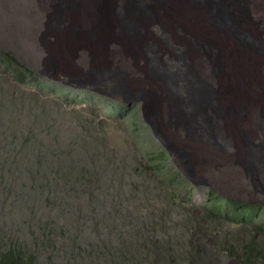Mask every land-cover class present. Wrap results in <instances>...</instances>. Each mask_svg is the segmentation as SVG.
<instances>
[{
	"label": "rangeland",
	"instance_id": "374dc122",
	"mask_svg": "<svg viewBox=\"0 0 264 264\" xmlns=\"http://www.w3.org/2000/svg\"><path fill=\"white\" fill-rule=\"evenodd\" d=\"M198 1L202 3L203 25L185 16L176 19L173 10L174 21L188 23L193 38L199 36L210 43L203 47L211 57H220L212 42L224 28L230 33L231 17H250L264 32V14L252 13L253 0L238 5L233 0ZM72 2L0 0V57L13 58L30 73L45 77L44 85H49L42 89L23 86L0 62V252L34 258L36 264H264V162H254V158L246 163L239 158L243 146L247 151L252 146L264 148L260 112L264 111V74L254 80L262 85L256 90L247 82V75L231 77L229 71L205 58L196 67L192 65L194 80L210 97L218 92L225 111L229 110L241 130L239 133L232 121L218 120L209 109L212 129L208 140L214 149L207 146L210 155L192 161L186 145L195 142L173 125L169 127L168 107L166 113L160 112L158 101L167 100L163 88L147 83L146 63L138 58V52L144 50L148 56L155 52L162 57L167 53L180 56L181 49L171 42L170 32L150 27L151 35L143 40L137 30L126 29L127 42L136 47L128 54L116 38L121 27L125 29L124 22L136 20L134 1L79 0L81 18L88 15L91 24L89 39L99 48H93L91 56L80 36L72 34ZM103 17L109 28H105ZM240 35L258 45L249 34ZM137 40L138 44L131 42ZM247 102L248 112L255 113L243 125ZM212 103L215 106V101ZM120 105L127 109L123 115L115 110ZM159 120L166 123L164 134H170L183 150L184 161L190 166L181 160L187 174L156 137L154 128ZM85 125L95 128L96 136L104 133L108 148L122 160L137 147L143 158L142 175L125 176V194L102 195L93 206L86 198L70 199L76 215L62 218L56 199L42 195L40 186L46 179L67 183L61 181V172L55 175L50 169L60 168L62 161L70 164L66 153L78 135L87 136ZM162 151L169 154V161L159 160ZM201 158L206 162L200 163ZM174 168L188 180L186 187L192 192L183 184L173 186ZM212 194L224 199L216 213L205 210L213 204ZM115 205L118 216L110 214ZM242 206L253 210L247 223L243 208L238 209ZM87 216L93 218L84 219ZM84 223V228L79 226Z\"/></svg>",
	"mask_w": 264,
	"mask_h": 264
},
{
	"label": "bare ground",
	"instance_id": "6f19581e",
	"mask_svg": "<svg viewBox=\"0 0 264 264\" xmlns=\"http://www.w3.org/2000/svg\"><path fill=\"white\" fill-rule=\"evenodd\" d=\"M133 1L136 7V11L134 13L135 15L134 17H136V20H131L130 23L128 21L124 22L125 29L121 27V29L119 30L120 36H117L116 41L119 44V46H121V49H123L126 53L128 52L130 53V49L132 48L133 50L136 47L131 46L130 45L131 43H128L129 42V40L127 39L128 32L126 31V29H128L129 31L137 30V33H140L139 34V36H141L140 38L141 39L144 38L143 40H145L147 36L151 35V32L149 31L151 30L149 29L150 27H156L162 30L164 29L165 31L167 29L170 32L171 36L169 37L171 42L174 44L176 48L181 49L180 56L177 57L175 54L167 53V55H164L165 57H162L160 56L161 55L160 53L159 55L156 52L153 55L148 56L145 53L146 50H144L138 52L139 53L138 58H141L146 63L145 72L147 73L148 78H150L147 80V83L149 85H153V87L155 86L156 88L158 87L163 88L165 97L167 98L168 102L166 99L161 100L159 98L158 101L160 106V112L166 113L168 107L169 116H170V120L168 123L169 127L173 125L177 132L183 131L186 137L191 142H195V143L190 142L191 145L189 146L186 145L187 149L190 152L188 157H193L191 158V160L194 161V159L197 160L198 156H201L203 158L206 157L207 155L209 156L210 155L209 151H205L207 150V146H209V148L214 149L211 142L208 140L210 137L209 129H212L211 126L209 125L211 118L209 117V115H207L209 114L208 113L209 109L213 111L215 117L218 118V120L224 119L229 124L232 121L235 124V127L237 128L239 133L241 130H240V125L235 121L231 120V115H229V110L225 111L224 105L222 103V100L218 92L215 91L214 93L216 94V96L212 95L213 97L212 96L210 97L211 93L207 95L208 92L203 90V87L200 86V84L194 80L192 71L193 70L195 71V68H193L192 65H195L196 67L205 58L209 60L211 64L219 65L220 68L229 71L231 77H235L236 75H240V76L247 75L248 77L247 82L251 84V87H255L254 89L257 90L261 88L262 85L255 84L254 80L257 81V79L261 78V76L259 75L264 74V49L260 46V44L264 45V32L260 31L257 28L254 21L252 19H249L250 17L243 18L242 20H235L236 18L233 20V18L231 17L230 33L228 30L224 28L223 32L219 34L218 38L212 42L215 51L220 54V57L218 56L219 58H215L214 56L213 58L208 53L209 51L207 50V48L203 47L204 45L205 46L207 45L209 47L210 43H207V41L204 42V40L201 39V37L199 36L193 38L190 34L191 30L188 23L180 22L177 20L174 21L173 12H175L176 14V19L180 20L182 17L185 16L187 18L195 19L196 24L198 26L203 25L204 18L202 17L201 14V10H202L201 2H199L198 0H133ZM233 1L236 2L238 5L242 0H233ZM78 3L79 0H73L69 10L73 22L72 34L80 36L79 40H81L82 44L86 48L85 50H87V52H89L90 55L92 56V53L94 52L93 48H95L96 51H99V48L97 50L96 47H93L92 41L89 39L90 38L89 33H91V28H90L91 24L89 22L88 15L87 16L83 15V19L81 18L82 14L78 12L79 9L77 8ZM155 7H157L158 12L151 14L152 13L151 10H154ZM252 8H253L252 13L255 16L258 14L260 15L264 14V0H253ZM219 9H221L220 5H219ZM103 18H105V22H104L105 28H109L108 19L106 17ZM234 31L238 33L237 37H234ZM244 33L249 34L250 38H252L253 41H255L258 45L253 46L254 44L251 45L248 40H245L240 35ZM138 41L139 40L131 41V42L133 44H138ZM203 42L206 44H204ZM101 49H103V47ZM149 62H151V64ZM252 63L254 64V66L252 67V69H249V65H251ZM149 68L150 69L153 68V70H151L150 72ZM245 70H247L248 73H246ZM252 77H254V79H252ZM133 85H139V84L134 83ZM154 89L155 88H153V90ZM241 97H243V95ZM212 101L213 102L215 101L216 103L215 106H213L214 104L212 103ZM249 102L252 103V99H249ZM249 102H247V105L244 106V108L248 107V104H250ZM244 108H242V110ZM238 109L240 112L241 108ZM260 112L262 117L264 118L263 109H261ZM242 113L245 115V118L241 117L242 119L241 121L242 124L245 125L247 120L249 122L250 118H252V116L254 115L253 113H255V110L252 113L250 111L248 112V108H247L244 109ZM157 126L158 127L154 128L156 137L161 141V143L170 153L174 163L178 166V168L181 169V171L184 174H187L182 167L183 162L185 163L186 166H189V164L184 161L183 150L181 149V147L177 146V144L172 140L170 134L169 135L164 134V132L167 129L166 123L164 124L163 122L160 121L158 122ZM259 127H261L260 124ZM193 144L195 145V147H193ZM196 150L199 151L197 152ZM246 157L248 159H246ZM203 158H201L202 161L200 159H199L200 161L199 160L198 161L200 163L204 161L205 163L206 161ZM239 158L245 159L243 161L246 163L249 161V159L251 162L252 159L254 158H256L254 162H260L259 160L264 162V148L260 146H252V149L247 151L243 146V152L242 155L239 156Z\"/></svg>",
	"mask_w": 264,
	"mask_h": 264
},
{
	"label": "trees",
	"instance_id": "16d2710c",
	"mask_svg": "<svg viewBox=\"0 0 264 264\" xmlns=\"http://www.w3.org/2000/svg\"><path fill=\"white\" fill-rule=\"evenodd\" d=\"M0 62L6 67V69L13 72L14 78L19 83L24 84L23 86H30L37 89L49 86L44 85L46 82L45 77L40 74L30 73L29 70L18 64L13 58L0 57ZM115 110L119 115H123L127 111L126 106L121 105L119 107H115ZM85 130L87 136L82 137L78 135L77 139L72 140L71 150L66 153V156H68L71 160L70 164L62 161L63 165H61L60 168L57 167L50 169V172L55 175L61 172L63 177L60 178L61 181H67V183H52L50 179L49 181L46 179L40 186L43 190L42 195L46 194L49 197L56 199V206L60 208L59 217L62 218L75 217L76 215L73 210H71L72 204L70 203V199L79 198L81 201L86 198L85 202H87L88 205H92L94 201H98L102 195L106 194V196L108 195L113 197L116 194H125V191H123V186H127L126 183H124L125 176L126 179H129L134 178L135 175H142L141 167L144 165L143 158L140 156L137 147L130 150L128 155L122 160L118 153L112 151L110 147L108 148V140H106L104 133H102L101 136H96L94 134V130L96 129H93L90 125H85ZM58 143L60 145L59 141ZM152 159L153 158L151 157L150 160ZM159 160L162 162L167 160L169 161V154L162 151L159 155ZM122 168H125L126 170H122ZM174 169L172 180L173 186L183 184L186 187V185H188V180L179 172L177 168ZM152 170L158 173V170L155 168ZM22 187L27 188L28 185H24ZM13 188V186H10V192H14ZM186 189L188 192H192V190L188 189V187H186ZM16 191L19 194L18 189ZM131 194L133 195V193ZM22 196H24V194ZM212 197L213 204H210V206L205 210L211 213L219 212L224 206V199L216 194H212ZM51 204L53 206V203ZM82 207L80 208L82 209ZM113 208V213L110 214L118 216V208H116V205L115 207L113 206ZM242 208L244 210L242 213L243 221L247 223L253 218V210H251L250 206H242L238 209L241 211ZM92 218L93 217L91 216H87L84 219L90 220ZM76 220L80 222L81 218L76 217ZM79 226L84 228L86 223L79 224ZM245 258L246 261H249L248 256ZM36 262L37 261L34 258L24 259L21 255L15 254L14 252H0V264H36Z\"/></svg>",
	"mask_w": 264,
	"mask_h": 264
}]
</instances>
